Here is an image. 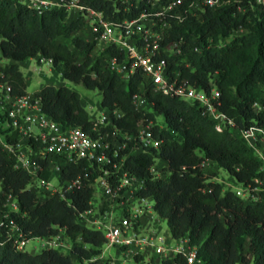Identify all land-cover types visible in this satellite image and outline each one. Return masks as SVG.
I'll use <instances>...</instances> for the list:
<instances>
[{"label": "trees", "instance_id": "1", "mask_svg": "<svg viewBox=\"0 0 264 264\" xmlns=\"http://www.w3.org/2000/svg\"><path fill=\"white\" fill-rule=\"evenodd\" d=\"M80 3L99 12L107 23L133 20L156 9L151 0ZM236 6L242 11H236ZM84 23L82 17L64 10L37 14L16 0H0V61L10 62L0 64V84L9 86L10 95L24 96L25 84L16 63L30 59L37 64L40 60L49 61L55 76L99 93V110L110 112L111 126L93 131L77 93L63 86L43 85L33 96L39 99L41 113L53 123L62 128H77L91 138L105 133L110 136L114 130L135 137L137 123L150 124L154 137L161 140L160 147L157 151L129 155L123 169L142 181L139 196L153 201V213L165 222L170 239L186 238L204 264H264V197L254 202L243 201L228 190L222 191L219 184H205L198 168L202 161H209L245 185L258 176L259 162L253 152L228 131L215 132L212 122L201 116L197 104L153 92L140 73L121 81L109 72L106 60L119 52L112 46L94 51V43L80 36ZM238 29L244 33L215 46L218 39ZM163 39V43L180 41L181 55L168 58L169 66L192 86L206 92L214 86L219 94L217 109L237 127L264 125V112L255 114L251 110L256 102L264 106V4L229 0L218 8L187 16L180 23L170 21ZM180 59L189 68L183 67ZM134 95L144 100L147 111L135 108ZM113 111L120 117L115 119ZM154 116L161 118L162 126L155 123ZM14 138L12 134L7 140L12 142ZM129 147L131 143H127L125 152ZM156 158L164 164L167 174L161 179H152L149 174ZM46 164L39 161L41 169ZM181 167L184 172H180ZM37 176L46 180L48 173L40 171ZM75 178L80 186L64 201L49 196L29 188V176L15 169L13 158L0 148V212H4L5 197L10 195L18 212L9 214L8 219L20 227L26 238L52 236L56 233L52 227H57L63 230L70 246L66 254L54 250L16 252L1 235L0 264H95L87 261L100 254L103 237L80 224L77 217L91 209L94 172L86 163L78 162L59 173V181ZM207 188L210 193H206ZM105 206L101 202L99 211ZM161 264L183 262L173 257Z\"/></svg>", "mask_w": 264, "mask_h": 264}, {"label": "built area", "instance_id": "2", "mask_svg": "<svg viewBox=\"0 0 264 264\" xmlns=\"http://www.w3.org/2000/svg\"><path fill=\"white\" fill-rule=\"evenodd\" d=\"M16 1L37 14L49 10H64L82 17L94 49L99 52L106 46H112L119 52L117 56H108L106 67L109 72L121 81H128L140 73L153 92L197 104L201 116L212 122L215 132L226 130L241 139L259 162L258 176L243 185L225 172L223 174L226 179L218 177V172L221 171L204 160L198 166L205 177L204 183L219 184L222 191L228 190L246 202H254L264 197V125H250L244 129L237 127L217 109L219 94L214 86L207 92L192 86L180 78L178 70L169 66L168 58L174 59L181 55L180 41L163 43V35L169 30L170 21L180 23L187 16L218 8L229 0H168L164 5L157 4L160 0H151V5H156L154 12L143 13L133 20L117 23H107L99 12L83 6L80 0ZM237 1L239 0H233ZM255 3L262 5L264 0H255ZM235 9L242 11L239 6ZM243 33L240 29L235 30L227 37L218 39L215 46H222L233 35ZM207 42L210 43L211 40ZM41 62L49 66V61L40 60L39 64ZM179 63L189 68L184 59H180ZM132 104L138 109L145 102L134 95ZM251 110L260 114L264 112V106L256 102L251 105ZM102 111L104 115L100 118H89L93 131L97 127L111 126L110 112ZM111 115L115 119L120 117L115 111ZM150 128V124L137 123L135 137L114 130L110 136L105 133L91 138L77 128H62L45 117L40 111L39 99L33 94L12 96L9 86L0 84V132L4 133L0 134V148L13 158L15 169L29 176V188L49 196H57L64 201L66 196L79 188L80 181L78 178L59 181V173L63 168L84 162L94 172V193L89 203L91 209L78 213L77 217L79 223L87 229L100 232L103 237L102 246L114 249L115 253L113 258L96 260L97 257H93L87 262L161 264L165 260L178 257L183 264H204L197 256L196 248L189 246L186 238L172 240L161 233L158 222L149 217V213L153 212V201L139 196L142 181L123 169V162L129 155L148 150L157 151L160 147L161 140L154 137ZM12 134H15V138L11 142L7 137ZM127 143H131V147L125 152ZM120 152L123 153L118 158ZM39 161L47 163L43 169ZM163 168L161 160L154 159L149 168L152 179L165 177L167 174ZM40 171L48 173L46 180L37 176ZM180 172H184V167L180 168ZM206 193H210V188L206 189ZM97 195L99 198L96 202ZM101 202H105L106 206L99 211ZM67 205L73 208L69 202ZM4 208V212H0V236L12 245L14 251L29 254L41 250H54L61 254L70 251L63 230L57 227H52L56 230L52 236L26 238L20 227L8 219L9 214L18 212V205L10 195L5 197ZM30 241L39 242V246H33L27 252L25 247ZM100 255L101 252L98 256Z\"/></svg>", "mask_w": 264, "mask_h": 264}, {"label": "rangeland", "instance_id": "3", "mask_svg": "<svg viewBox=\"0 0 264 264\" xmlns=\"http://www.w3.org/2000/svg\"><path fill=\"white\" fill-rule=\"evenodd\" d=\"M85 40L89 41V36L87 30L84 29L83 32L80 34ZM60 42L67 44V41L59 39ZM94 51L98 52L97 49ZM9 61L2 60L0 61L1 65L9 64ZM18 66V70L22 75L25 84V94L32 95L33 93L37 92L39 88L43 85H52L54 87L63 86L75 93L78 94L80 102L83 106V110L86 112L88 118H100V116L104 115V112L101 110L99 111L98 103L100 100L99 93L97 91H88L83 89L79 85H73L67 81L60 79L59 76H55L48 65L41 62L37 64L35 59L26 60L24 62L16 63ZM148 106L146 104H142L138 107V109L148 110ZM154 121L158 126H162L161 118L159 116H154ZM218 177L226 179V175L223 172H218ZM99 196L95 197V201H98ZM96 202L94 205H96ZM149 217H151L152 221H157L160 231L162 234L168 236L167 229L165 222L163 220L158 219L153 212L149 213ZM38 248L39 242L37 241H30L27 243L25 250L29 252L32 247ZM101 255L96 256V260L99 258H107V257H114V249L112 248H105L104 246L100 249ZM100 261V260H99ZM132 264V263H130ZM251 264V263H250Z\"/></svg>", "mask_w": 264, "mask_h": 264}]
</instances>
